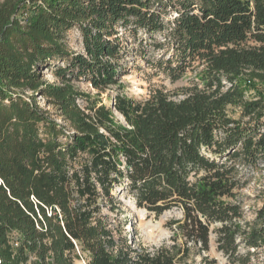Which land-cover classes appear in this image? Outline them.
Returning a JSON list of instances; mask_svg holds the SVG:
<instances>
[{"label": "trees", "instance_id": "obj_1", "mask_svg": "<svg viewBox=\"0 0 264 264\" xmlns=\"http://www.w3.org/2000/svg\"><path fill=\"white\" fill-rule=\"evenodd\" d=\"M166 2L0 0V264H76L77 247L88 264H196L190 253L209 251L215 222L219 249L236 263L249 261L240 243L264 247V203L248 230L237 222V166L264 161V95L245 98L247 85L264 87V0ZM168 6L176 17L166 73L175 82L193 70L189 86L180 98L156 89L107 103L123 73L118 27L160 32L154 7ZM72 30L81 53L68 47ZM118 186L157 217L182 209L172 244L139 250L114 238L98 216Z\"/></svg>", "mask_w": 264, "mask_h": 264}, {"label": "rangeland", "instance_id": "obj_2", "mask_svg": "<svg viewBox=\"0 0 264 264\" xmlns=\"http://www.w3.org/2000/svg\"><path fill=\"white\" fill-rule=\"evenodd\" d=\"M165 3H167L166 0ZM154 9L161 11L163 15L165 28L162 31L150 33L145 29H139L136 32L134 24L129 25L127 30L118 27L119 43L124 53V58L121 60L123 73L119 78V84L111 86L102 95L107 103H110L107 100L108 96L114 97L119 92L136 99H144L156 89H163L177 95L176 98H180L181 89L188 87L190 79L195 75L194 71L190 69L183 78L173 82L166 73L167 63L174 53L169 35V25L170 21L176 17V11L170 6L163 10L158 7H154ZM68 37L69 49L73 53L83 52L80 33L72 30ZM58 65H62V63L59 62ZM172 65L174 66V64ZM42 77L54 80L50 72H44ZM77 86L91 96L97 94V91L88 82L80 81ZM246 87L245 98L247 100H257L259 92L264 95V87L261 85L258 89L248 85ZM38 101L41 107L54 113L57 121L64 124L63 120L55 114L54 108L48 106L43 98H39ZM228 112L234 119L242 120L243 118L240 108L230 106ZM119 118L121 117L119 116ZM247 120V118L244 119V121ZM237 167L243 177V183H245L241 189L237 190V198L240 200L241 210L244 214V217L237 219V222L242 230H248V225L255 220L257 211L264 203V161H260L257 169H252L243 163H239ZM113 194L116 197L115 202L105 201L102 213L98 218L111 231L117 241L127 239L132 248L148 249L149 251H155L163 244L173 243L172 237L176 229L174 223L182 220V209L175 208L157 217L146 208L137 207L134 197L125 189V186L116 187ZM221 226L222 224L219 222L212 223L210 226L209 251H201L199 248L192 249L190 259L194 260L196 264H240L239 261L236 263L229 254L219 249L218 229ZM183 241V238L178 240L179 243ZM237 254L240 258L246 259L245 261L249 258L248 264H264V247L254 250L240 243Z\"/></svg>", "mask_w": 264, "mask_h": 264}, {"label": "built area", "instance_id": "obj_3", "mask_svg": "<svg viewBox=\"0 0 264 264\" xmlns=\"http://www.w3.org/2000/svg\"><path fill=\"white\" fill-rule=\"evenodd\" d=\"M48 215H52L51 209H48ZM38 228L41 229V227L38 225ZM77 253L79 258L76 260V264H88L87 259L84 254L81 253V251L77 247ZM80 260V261H79Z\"/></svg>", "mask_w": 264, "mask_h": 264}]
</instances>
